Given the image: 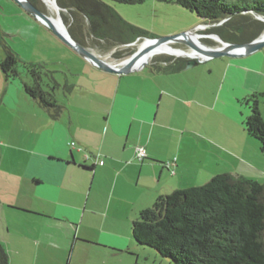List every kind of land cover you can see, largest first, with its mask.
Returning <instances> with one entry per match:
<instances>
[{"label":"crops","instance_id":"crops-1","mask_svg":"<svg viewBox=\"0 0 264 264\" xmlns=\"http://www.w3.org/2000/svg\"><path fill=\"white\" fill-rule=\"evenodd\" d=\"M74 56L73 78L58 80L68 86L57 91L58 119L0 72V242L10 264H133L136 252L151 256L133 223L160 196L224 173L264 183L261 145L242 117L247 98L264 93L261 57L117 75Z\"/></svg>","mask_w":264,"mask_h":264},{"label":"trees","instance_id":"trees-1","mask_svg":"<svg viewBox=\"0 0 264 264\" xmlns=\"http://www.w3.org/2000/svg\"><path fill=\"white\" fill-rule=\"evenodd\" d=\"M30 1L42 9L40 0ZM112 1L143 4L147 0ZM57 3L70 13V18L62 14L64 22L73 38L84 47L102 45L112 49L132 44L138 38H153L102 0H57ZM177 3L196 13L205 24L227 19L206 31L227 42L249 43L264 32V22L253 16V12L264 16V0H177ZM121 52H116L115 58H121ZM186 62L160 56L150 66L158 72L175 73L184 70ZM0 68L7 80H20L25 92L52 119L60 117L63 106L57 91L68 86H62L46 64L24 61L2 34ZM263 97L264 93H255L247 98L250 114L244 126L259 141L264 155V118L260 109ZM133 237L140 246L154 250L169 264H264V183L224 173L204 185L160 196L134 221ZM0 264H10L1 242Z\"/></svg>","mask_w":264,"mask_h":264},{"label":"rangeland","instance_id":"rangeland-1","mask_svg":"<svg viewBox=\"0 0 264 264\" xmlns=\"http://www.w3.org/2000/svg\"><path fill=\"white\" fill-rule=\"evenodd\" d=\"M102 1L113 6L126 21L147 31L153 38L175 36L192 30L203 23V20L199 18L196 13L181 7L177 3V0H147L143 4H123L113 2L112 0ZM40 6L45 13L52 16L53 13L48 10L45 3L40 1ZM19 10L22 11V8L14 0H0V34L4 36L13 50L18 53L24 61L34 62L42 60L49 70L55 72L56 79L61 83L65 82L66 79L73 78L69 70L73 68L72 64L74 60L77 59L75 58L76 56H74L76 52L51 30L34 18L21 16L18 13ZM61 13L67 18H70L69 12L62 11ZM253 16L257 19L254 14ZM203 41L211 47L219 46L217 42L210 39ZM142 43L143 40H140L135 45L129 44L127 46L112 49H105L102 45H96L89 49L106 61L112 64H118L130 58ZM118 51H122L121 58H115L114 56ZM21 54L25 57H22ZM254 55L261 57L260 68L264 72V48L250 56L243 57V59H248ZM160 56L166 55L155 56L150 60V64L153 63L156 57ZM83 60L85 59L83 58ZM202 66L203 63L194 68H200ZM0 72L2 73L1 68ZM244 106L247 112H249V104L244 102ZM260 109L264 118V97L261 98ZM242 117L245 119L248 115ZM147 251H150L151 254L148 258H146V255L136 252V255L141 258L139 262H137L136 257H134L133 264H169L168 260L160 258L154 250L149 248Z\"/></svg>","mask_w":264,"mask_h":264},{"label":"water","instance_id":"water-1","mask_svg":"<svg viewBox=\"0 0 264 264\" xmlns=\"http://www.w3.org/2000/svg\"><path fill=\"white\" fill-rule=\"evenodd\" d=\"M14 1L20 5L29 16L46 26L91 65L107 73L117 75H127L142 70L150 65V60L157 55H166L174 59H186V69H191L213 59L247 57L264 48V32L249 43H230L223 40L217 34L206 33L207 30L222 25L227 19L217 24H205L203 21V23L196 28L175 36L138 38L134 43L130 44L135 45L138 41L143 40L138 50L127 60L119 64H112L74 39L60 12H58L60 26H58L53 17L34 5L30 0ZM40 1L44 3L43 0ZM54 2L59 11H65L58 5L57 0H54ZM253 14L257 19L264 22V16L255 12H253ZM207 39L217 42L219 46L211 47L207 45L203 41Z\"/></svg>","mask_w":264,"mask_h":264},{"label":"bare ground","instance_id":"bare-ground-1","mask_svg":"<svg viewBox=\"0 0 264 264\" xmlns=\"http://www.w3.org/2000/svg\"><path fill=\"white\" fill-rule=\"evenodd\" d=\"M45 5L47 6L48 10L53 13L51 17H53L56 20V23L59 25V18H58V12L62 15L61 11L58 10L57 5L55 4L54 0H43ZM63 17V16H62ZM113 56V55H112ZM119 64V63H118Z\"/></svg>","mask_w":264,"mask_h":264},{"label":"built area","instance_id":"built-area-1","mask_svg":"<svg viewBox=\"0 0 264 264\" xmlns=\"http://www.w3.org/2000/svg\"><path fill=\"white\" fill-rule=\"evenodd\" d=\"M72 145L74 146L75 143H72ZM136 155H137V159L139 161H143V160H145L147 158V151H146V149L144 147L138 146L136 148ZM172 164H174V163H167V166L169 167Z\"/></svg>","mask_w":264,"mask_h":264}]
</instances>
